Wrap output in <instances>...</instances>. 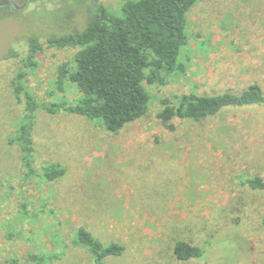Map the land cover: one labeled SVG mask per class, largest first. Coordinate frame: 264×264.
I'll return each instance as SVG.
<instances>
[{
  "label": "rangeland",
  "instance_id": "obj_1",
  "mask_svg": "<svg viewBox=\"0 0 264 264\" xmlns=\"http://www.w3.org/2000/svg\"><path fill=\"white\" fill-rule=\"evenodd\" d=\"M126 0H28L22 11L0 0V264H93L74 242L85 227L104 245L124 246L106 264H264V190L244 180L264 178V105L227 108L201 122L175 117L168 130L158 118L161 101L185 94L264 91V0H199L187 15L183 69L165 84L144 86L146 116L113 133L98 120L38 111L33 166L42 174L57 164L62 178L27 177L22 152L10 144L23 108L13 97L17 74L38 103L74 104L81 93L56 86L63 63L77 47H49L26 68L28 38L45 43L85 29L94 10L120 14ZM18 7L24 0H15ZM177 241L206 251L178 260Z\"/></svg>",
  "mask_w": 264,
  "mask_h": 264
},
{
  "label": "trees",
  "instance_id": "obj_2",
  "mask_svg": "<svg viewBox=\"0 0 264 264\" xmlns=\"http://www.w3.org/2000/svg\"><path fill=\"white\" fill-rule=\"evenodd\" d=\"M199 0H126L120 14L99 5L91 15L85 29L65 35L51 34L41 41L28 38L26 68L36 66L37 54L45 45L49 47H77L74 65L63 63L58 71L56 86L64 92L67 83L75 85L81 93L74 104L67 102L38 103L25 85L28 72L13 80V97L23 108L21 121L10 144L19 145L23 168L27 177L45 181L62 178L65 169L51 164L39 174L33 166L35 152V125L37 113L69 112L89 120H98L110 132L117 133L127 125L142 119L148 113L151 97L144 83L165 84L174 72L182 70L180 52L188 43L187 15ZM161 101L164 109L158 118L165 128H174L173 119L179 117L201 122L227 108H247L264 105V91L252 84L239 93L224 92L217 95L194 93ZM244 184L253 190H264V178H247ZM264 226V217L262 219ZM76 245L86 248L93 264H106L109 257L121 256L125 248L113 242L104 245L85 227L75 233ZM174 254L178 260L204 259L206 251L186 241H177ZM34 264H46L45 255L31 254ZM10 264H20L17 259Z\"/></svg>",
  "mask_w": 264,
  "mask_h": 264
},
{
  "label": "flooded vegetation",
  "instance_id": "obj_3",
  "mask_svg": "<svg viewBox=\"0 0 264 264\" xmlns=\"http://www.w3.org/2000/svg\"><path fill=\"white\" fill-rule=\"evenodd\" d=\"M3 5H10V4H13L15 6V9L19 10V11H22L23 8L25 9L26 5L28 4V0H24V3L22 6L18 7L15 3V0H3L2 2Z\"/></svg>",
  "mask_w": 264,
  "mask_h": 264
}]
</instances>
